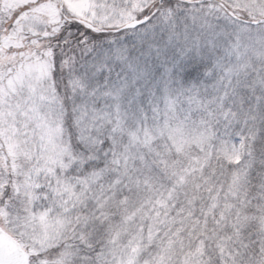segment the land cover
<instances>
[{
	"label": "snow or ice",
	"instance_id": "6c2138e0",
	"mask_svg": "<svg viewBox=\"0 0 264 264\" xmlns=\"http://www.w3.org/2000/svg\"><path fill=\"white\" fill-rule=\"evenodd\" d=\"M0 264H264V0H0Z\"/></svg>",
	"mask_w": 264,
	"mask_h": 264
}]
</instances>
